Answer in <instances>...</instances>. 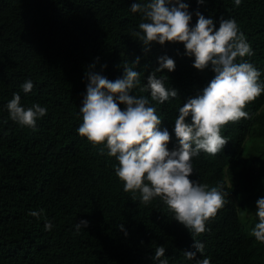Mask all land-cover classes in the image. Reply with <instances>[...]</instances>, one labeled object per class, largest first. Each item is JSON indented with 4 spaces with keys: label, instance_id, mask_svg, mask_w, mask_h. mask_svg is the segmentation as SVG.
Listing matches in <instances>:
<instances>
[{
    "label": "trees",
    "instance_id": "16d2710c",
    "mask_svg": "<svg viewBox=\"0 0 264 264\" xmlns=\"http://www.w3.org/2000/svg\"><path fill=\"white\" fill-rule=\"evenodd\" d=\"M134 2L150 0H0V264H159L153 259L158 246L169 264H197L204 257L211 264H264V244L250 235L259 222L256 201L264 197V93L247 105L250 119L221 130L228 143L220 153L201 151L192 159V181L223 185L227 193L208 230L195 237L205 249L194 260L184 255L196 251L192 235L163 201L145 205L139 192L133 199L115 175L116 158L78 134L91 64L111 81L123 77L125 66L140 73L131 94L148 97L156 108L161 130L172 136L169 150L178 147L173 129L179 108L214 78L210 67L192 66L194 57L185 55L182 43H156L145 54L134 35L143 17L131 11ZM181 2L189 5L192 26L197 11L216 28L221 18L235 19L255 53L244 59L264 83V0H242L239 7L234 0ZM164 55L175 60V70L156 75L165 76L177 97L160 104L140 89ZM28 80L34 87L26 94L21 85ZM14 94L25 108L47 109L35 131L10 119L6 105ZM80 220L89 224L77 234Z\"/></svg>",
    "mask_w": 264,
    "mask_h": 264
},
{
    "label": "clouds",
    "instance_id": "9594fccd",
    "mask_svg": "<svg viewBox=\"0 0 264 264\" xmlns=\"http://www.w3.org/2000/svg\"><path fill=\"white\" fill-rule=\"evenodd\" d=\"M204 2L197 0L198 4ZM241 3L242 0H234L236 7ZM188 8L189 5L181 0H150L146 4L134 2L131 5L133 13H143L139 31L134 35L142 41L145 54L156 43H182L185 55L194 57L192 66L195 69L204 71L210 67L215 74L202 93L188 98L179 108L173 129L178 147L169 150L172 136L166 127L161 130L162 120L149 98L131 94L140 84V73L127 66L122 78L111 81L94 71L95 64L89 65L85 73L86 94L79 109L82 123L77 131L93 146L104 145L108 156L116 158L115 175L123 183V190L133 194V199L139 192L145 205L155 198L163 201L174 219L192 235L196 251H187L184 255L194 260L197 252L203 254L205 249L204 243L195 237L208 230L207 223L224 207L227 193L222 191L223 185L209 188L192 181V159L201 151L212 156L222 151L228 140L221 130L230 123L251 118L245 109L264 93V83L260 81L261 72L244 59L255 53L235 19L221 18L216 28L213 19L197 11V20L192 26ZM237 58L240 62H236ZM158 62L159 67L147 76V84L140 91H149L151 101L163 104L176 98L177 91L167 88L165 76L158 78L156 73L165 69L172 72L176 64L167 55L160 56ZM139 63L137 57L134 64ZM21 87L27 94L34 84L28 80ZM120 105L125 107L121 109ZM6 108L12 121L33 131L38 119L47 115V109L39 104L28 108L21 106L19 94L13 95ZM100 150L103 152L104 148ZM226 179L231 185L228 176ZM256 208L259 222L250 235L264 244V197L256 201ZM29 215L39 216L40 213L31 211ZM88 224L87 220H80L75 225L76 233ZM44 227L51 230L53 225L46 222ZM118 227L124 230L123 225ZM165 251L163 246H158L153 259L159 264H169L166 258L161 259ZM197 264H211V258L204 257Z\"/></svg>",
    "mask_w": 264,
    "mask_h": 264
},
{
    "label": "rangeland",
    "instance_id": "374dc122",
    "mask_svg": "<svg viewBox=\"0 0 264 264\" xmlns=\"http://www.w3.org/2000/svg\"><path fill=\"white\" fill-rule=\"evenodd\" d=\"M256 141H258V140H255L254 142H256ZM254 142H253V144H254ZM248 151V150H247ZM247 206H248V204H247Z\"/></svg>",
    "mask_w": 264,
    "mask_h": 264
}]
</instances>
